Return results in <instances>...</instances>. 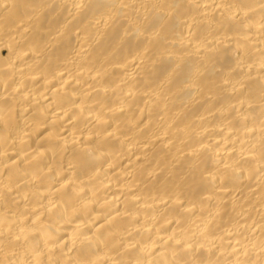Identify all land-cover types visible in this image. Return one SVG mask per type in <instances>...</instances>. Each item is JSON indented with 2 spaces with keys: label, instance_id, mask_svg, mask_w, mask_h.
I'll return each instance as SVG.
<instances>
[{
  "label": "bare ground",
  "instance_id": "bare-ground-1",
  "mask_svg": "<svg viewBox=\"0 0 264 264\" xmlns=\"http://www.w3.org/2000/svg\"><path fill=\"white\" fill-rule=\"evenodd\" d=\"M0 264H264V0H0Z\"/></svg>",
  "mask_w": 264,
  "mask_h": 264
}]
</instances>
